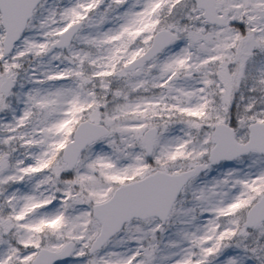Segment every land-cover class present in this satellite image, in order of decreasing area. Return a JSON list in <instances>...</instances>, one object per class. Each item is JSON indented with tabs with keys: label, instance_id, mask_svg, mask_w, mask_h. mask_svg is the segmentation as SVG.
<instances>
[{
	"label": "snow or ice",
	"instance_id": "6c2138e0",
	"mask_svg": "<svg viewBox=\"0 0 264 264\" xmlns=\"http://www.w3.org/2000/svg\"><path fill=\"white\" fill-rule=\"evenodd\" d=\"M0 264H264V0H0Z\"/></svg>",
	"mask_w": 264,
	"mask_h": 264
}]
</instances>
